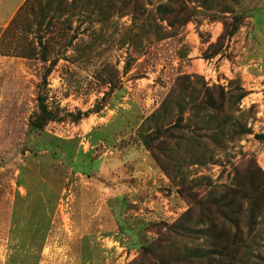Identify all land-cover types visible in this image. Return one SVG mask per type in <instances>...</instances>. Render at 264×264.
<instances>
[{"label":"rangeland","instance_id":"obj_1","mask_svg":"<svg viewBox=\"0 0 264 264\" xmlns=\"http://www.w3.org/2000/svg\"><path fill=\"white\" fill-rule=\"evenodd\" d=\"M0 1L7 15L21 0ZM167 2L37 0L12 20L0 42L7 57L0 61V264H149L147 247L168 264H202L186 251L204 238L174 228L182 215L192 208L197 220L195 203L210 191L234 196L251 180L264 189V0H213L205 8L186 0L197 13L178 30L159 14ZM225 7L244 14L243 22L224 53L206 59L230 19ZM181 76L198 90L242 86L248 95L230 120L251 133L226 149L212 143L216 123L195 117L197 95L189 87L176 98ZM171 93L176 102L167 113L145 122ZM39 95L62 118L40 134L30 129ZM204 125L206 137L196 140L193 132ZM156 128L172 134L164 140L172 157H161L168 172L142 142ZM21 187L34 204L15 213L12 199L22 203ZM89 189L98 205L86 204ZM253 224L251 233L244 228L234 264L264 257V202Z\"/></svg>","mask_w":264,"mask_h":264},{"label":"trees","instance_id":"obj_2","mask_svg":"<svg viewBox=\"0 0 264 264\" xmlns=\"http://www.w3.org/2000/svg\"><path fill=\"white\" fill-rule=\"evenodd\" d=\"M33 1L36 2L37 0H27L24 5L26 6ZM233 1L236 4H239V1L241 0ZM212 2L213 0H201V4L204 8L210 6ZM108 4L110 7H113L112 4L114 5L115 3ZM24 5L20 9H22ZM216 5L217 9L221 6V4ZM158 10L162 20L166 21L172 30H178L185 26L197 13L195 9L189 6L186 0H168L166 4L159 6ZM222 13H230V19L228 21V19L225 18L223 22L224 31L217 41L211 44L209 52H211L212 56L206 55V59L224 53L227 48V42L237 29H239L245 16L244 14L236 13L231 8L226 7ZM172 33L173 32L164 34L163 37H169ZM48 72L49 69L46 70L43 75L44 84L47 82ZM186 81V76L179 77L175 87L181 88L183 92L177 94V96L171 93L161 106L160 110L155 112L150 118H147L145 122L157 123L162 117L161 115L167 113V106L175 103L176 98L183 97L185 95L184 91H187V88L190 87L189 91L192 94L197 95V100L192 106L195 117H204V121H206L205 124L207 125H213L216 123L214 131L208 136V138H210L212 140L211 142L215 143L217 147L226 149L227 143L240 141L243 136L251 133V130L247 125L237 121L233 123L232 120H230L231 116H235L242 112L240 108L241 102L248 95L247 91L242 86H236L235 88H229L228 90L222 86H214L213 88H202L198 90L196 87L187 84ZM230 84L231 86L234 85V83ZM175 96L176 98L173 99ZM82 118L83 114H79L73 116V121L78 122ZM61 119L62 118H59L55 112L48 108L45 97L39 95L38 113L30 122L31 132L40 134L44 131L45 126L49 122ZM184 121L183 112L180 111L176 120V126L182 128V122ZM204 127L205 128H198L193 132L196 140L206 137L203 136L202 131H207L208 128L205 125ZM171 135L170 130L162 135L160 128H156L154 132L145 135L142 138L144 147L151 151L153 158L167 172L168 169L165 167L164 162L161 161V157H172L171 153L173 150L168 148L166 142H164V140L170 138ZM182 139L183 137L179 138V140ZM66 159L70 163H74L72 156L66 155ZM255 185L256 182L251 180L250 184L246 187L241 186L242 188L240 191H236V195L234 196V190H224L220 194H217L216 191H210L204 201H198L195 203V208L198 206L201 211L197 220H194L195 215L192 208L182 215L181 219L174 227L176 232L179 235L192 237L194 240L197 238H204V242L200 245L187 249L186 256L188 260L200 261L202 264L235 263L238 254L236 253L237 249L242 242H245L246 234L244 228L247 229L249 233L252 232L255 227L253 224L255 215H257L258 211L262 209V204L264 202L263 187L260 186L256 188ZM259 188L260 190H258ZM248 192H252L253 195H246ZM237 201L238 206L235 208ZM245 202L248 205L247 211L244 208ZM246 212L249 213L248 220L245 225H243V217H245ZM144 250L152 258V261L149 264H168V262L165 261L163 254L156 253L153 251L152 247H147ZM257 264H264V257L260 258V261Z\"/></svg>","mask_w":264,"mask_h":264},{"label":"crops","instance_id":"obj_3","mask_svg":"<svg viewBox=\"0 0 264 264\" xmlns=\"http://www.w3.org/2000/svg\"><path fill=\"white\" fill-rule=\"evenodd\" d=\"M8 2V0H6ZM27 0H21L19 1V3L17 5H15L14 8L12 9H9V13L6 15V6H3L1 5V1H0V42L3 40V36L5 34V31L7 30V28L9 27V25L11 24L12 20L14 19V17L16 16V14L18 13V11L20 10V8L23 6V4L26 2ZM3 58H7L6 56H3L2 54H0V61L3 59ZM19 191H20V194H19V197L18 198H21L23 201L22 203L19 205L18 204V200H16V197H13L12 199V208L15 213H16V210L17 208L20 209V208H23V205L24 203H28L30 205L34 204L33 203V199H34V196L30 197V199L25 198V196H27V193L25 192V188L21 187L19 188ZM94 190L93 189H89L88 192H86L84 195L87 196V198H85V201H86V204L89 206V204L93 205L94 201L97 203V205L99 204V197H98V193H96V197L94 198ZM42 197H41V200L44 202V204L46 203L47 204V195H50L49 192L47 193H42ZM53 195H57L56 194H53ZM49 199V198H48ZM51 200V198H50ZM89 201V202H87ZM45 204V205H46ZM19 206V207H16V206ZM14 213V214H15ZM3 224V222L1 223V225ZM53 231V222L51 223V228L48 232V238L51 237L50 234L52 233ZM51 239V238H50ZM49 239V240H50ZM48 241V239H47Z\"/></svg>","mask_w":264,"mask_h":264}]
</instances>
